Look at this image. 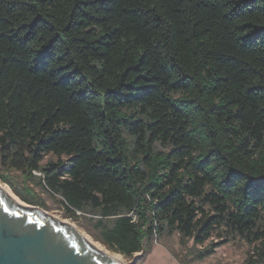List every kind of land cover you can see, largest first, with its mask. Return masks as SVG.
Masks as SVG:
<instances>
[{
  "label": "trees",
  "instance_id": "16d2710c",
  "mask_svg": "<svg viewBox=\"0 0 264 264\" xmlns=\"http://www.w3.org/2000/svg\"><path fill=\"white\" fill-rule=\"evenodd\" d=\"M0 156L127 258L264 264V0H0Z\"/></svg>",
  "mask_w": 264,
  "mask_h": 264
},
{
  "label": "water",
  "instance_id": "95a60500",
  "mask_svg": "<svg viewBox=\"0 0 264 264\" xmlns=\"http://www.w3.org/2000/svg\"><path fill=\"white\" fill-rule=\"evenodd\" d=\"M0 264H124L93 247L71 224L0 188Z\"/></svg>",
  "mask_w": 264,
  "mask_h": 264
},
{
  "label": "rangeland",
  "instance_id": "374dc122",
  "mask_svg": "<svg viewBox=\"0 0 264 264\" xmlns=\"http://www.w3.org/2000/svg\"><path fill=\"white\" fill-rule=\"evenodd\" d=\"M51 159L56 160L55 157L48 156L43 161V164H46ZM3 172L0 156V173ZM11 175L13 177L14 184L18 188H21L23 184H26L30 188L34 189V191L45 202L47 208L44 210L47 213L62 222L71 224L94 243L99 244L111 254L117 255L124 264H245L249 255L253 252V246L238 237L230 243L220 246L211 257L202 261H196L191 255L192 248L194 246L193 241H190L187 245H185L180 234L176 232L172 235H165L162 238L156 239L153 243V250L146 257V259L142 260L141 253L136 254L133 258H127L119 253L109 250L105 245L96 239L98 231L96 230L95 224L98 217L78 213V220L70 218L59 201L60 197L50 196L33 182L28 181L23 183V179L18 173H12ZM0 184L2 187L10 190L22 203H25L15 194L11 187L3 183L1 179ZM218 241V236L214 235V237L202 247L209 245L211 242ZM197 248H201V246H198Z\"/></svg>",
  "mask_w": 264,
  "mask_h": 264
},
{
  "label": "bare ground",
  "instance_id": "6f19581e",
  "mask_svg": "<svg viewBox=\"0 0 264 264\" xmlns=\"http://www.w3.org/2000/svg\"><path fill=\"white\" fill-rule=\"evenodd\" d=\"M0 188H2L7 194H8V196L12 199V200H14V201H16V202H18V203H20V204H24V203H22L10 190H8V189H6V188H4V187H2L1 186V184H0ZM74 227V226H73ZM75 228V227H74ZM80 232V231H79ZM80 234L93 246V247H95L97 250H99V251H101L102 253H104L105 255H107L108 257H110V258H113V259H115V260H117V261H120V262H122L121 260H120V258L117 256V255H114V254H111L110 252H108L107 250H105L103 247H101L99 244H97V243H94L91 239H89L86 235H84L83 233H81L80 232ZM123 263V262H122Z\"/></svg>",
  "mask_w": 264,
  "mask_h": 264
}]
</instances>
